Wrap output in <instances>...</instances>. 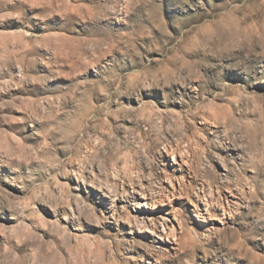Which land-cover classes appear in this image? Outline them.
<instances>
[{"label": "clouds", "instance_id": "clouds-1", "mask_svg": "<svg viewBox=\"0 0 264 264\" xmlns=\"http://www.w3.org/2000/svg\"><path fill=\"white\" fill-rule=\"evenodd\" d=\"M0 264H264V0H0Z\"/></svg>", "mask_w": 264, "mask_h": 264}]
</instances>
